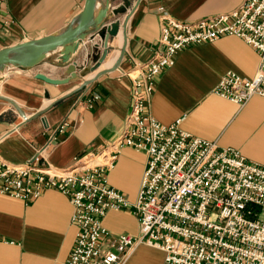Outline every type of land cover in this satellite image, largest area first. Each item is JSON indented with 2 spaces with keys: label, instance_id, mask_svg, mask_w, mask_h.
<instances>
[{
  "label": "crops",
  "instance_id": "crops-1",
  "mask_svg": "<svg viewBox=\"0 0 264 264\" xmlns=\"http://www.w3.org/2000/svg\"><path fill=\"white\" fill-rule=\"evenodd\" d=\"M84 1L6 0L0 50L69 27L80 16ZM242 1L96 0L98 10L106 3L105 24L119 19V31L108 38L107 53L97 67L99 37L93 26L71 57L77 74L67 82L49 83L35 75L60 76L65 68L59 60L61 46L46 52L32 67L0 66L4 69L0 72V158L24 164L41 151L52 168H65L84 153L102 150L120 134L131 106L132 80L140 75L126 72L135 62L147 61L156 48L162 24L159 8L174 18L193 21L230 11ZM121 47L124 51L115 69L61 97L83 79L111 67ZM258 62L256 49L232 34L189 45L156 77L148 111L163 124L181 118L184 131L219 147L234 148L246 160L264 165V97L253 95L238 104L212 92L227 71L253 77ZM94 94L97 97L89 102ZM56 98L43 113L21 122L17 107L30 115ZM145 165L143 151L121 147L107 172L109 185L134 200ZM72 209L69 198L54 188L31 201L0 193V264H66L77 231L70 222ZM102 222L112 235L139 230L137 216L127 210L111 209ZM163 257L160 249L140 244L124 264H163Z\"/></svg>",
  "mask_w": 264,
  "mask_h": 264
},
{
  "label": "built area",
  "instance_id": "built-area-1",
  "mask_svg": "<svg viewBox=\"0 0 264 264\" xmlns=\"http://www.w3.org/2000/svg\"><path fill=\"white\" fill-rule=\"evenodd\" d=\"M5 1L0 0V24ZM159 11L162 24L152 56L126 72L140 76L132 80L120 134L65 168H52L41 151L24 164L0 158V193L31 201L54 188L69 198L77 231L66 264H124L140 244L162 249L163 264H264V165L184 131L181 118L163 124L148 111L156 77L179 51L227 34L256 49L258 66L251 78L225 72L212 92L238 104L264 97V0H243L230 11L193 21ZM123 146L146 154L134 200L107 179ZM111 209L134 213L138 232L112 235L102 222Z\"/></svg>",
  "mask_w": 264,
  "mask_h": 264
},
{
  "label": "water",
  "instance_id": "water-1",
  "mask_svg": "<svg viewBox=\"0 0 264 264\" xmlns=\"http://www.w3.org/2000/svg\"><path fill=\"white\" fill-rule=\"evenodd\" d=\"M138 1L139 0H136V3H138ZM95 5H96V0H85L82 11L80 13V20L77 22L76 25H74L73 27H71L65 32L49 35V36L44 37V39H39V40H43V43H41L38 46L37 54L33 58L18 59L15 57L8 56V54L6 53L7 51L17 49L24 45H28V44L19 43L11 47L0 50V64L9 63V64H15V65L22 66V67H32L38 62H40L45 57L46 51L53 50L61 46V49L59 51V60H60V63L65 65V68L61 72L60 76L51 77L41 72H38L35 75L36 77L41 78L49 83L57 84V83L67 82L70 77H75L77 74L76 63L71 60V57L73 53L75 52V50L79 48L80 40L84 39L87 36V34L89 33V28L93 26V28L95 29L99 37V43L95 45L98 51L100 52V56L96 64V67H97L107 53L108 38L110 36H115L119 31V19H115L105 24L103 20L107 12L106 3L100 10L98 9L96 10ZM116 12L117 10L115 11V13ZM39 40H35V41H39ZM123 51H124V47H121L119 56L116 62L111 67L97 71L89 79H83L82 81L78 83V85L70 89L68 92L64 93L61 97L73 94L74 92L80 90L84 86L90 84L99 75L107 71H111L115 69L118 66V62L123 54ZM59 98L52 100L45 107L31 113L30 115H26L25 112L21 108L17 107L18 112L20 113L22 117L21 122H24L35 116L40 115L46 109L51 107Z\"/></svg>",
  "mask_w": 264,
  "mask_h": 264
},
{
  "label": "bare ground",
  "instance_id": "bare-ground-1",
  "mask_svg": "<svg viewBox=\"0 0 264 264\" xmlns=\"http://www.w3.org/2000/svg\"><path fill=\"white\" fill-rule=\"evenodd\" d=\"M97 9V8H96ZM80 20V16L78 17V19L73 23L71 24L69 27L65 28V29H62L61 31L55 33V34H58V33H61V32H65L67 31L68 29H70L71 27H73L74 25L77 24V22ZM43 43V40H39V41H35L31 44H28V45H24L22 47H19L17 49H14V50H10V51H7L6 53L8 54V56H11V57H15V58H18V59H31L33 58L36 54H37V50H38V46ZM24 47V48H23ZM51 50L49 51H46V52H50ZM45 52V53H46ZM137 196V195H136ZM136 198V197H135ZM144 245H147V244H144ZM150 246V245H148ZM153 247V246H151ZM156 248V247H155ZM159 249V248H157ZM162 252L163 250L160 249ZM164 258V257H163Z\"/></svg>",
  "mask_w": 264,
  "mask_h": 264
},
{
  "label": "rangeland",
  "instance_id": "rangeland-1",
  "mask_svg": "<svg viewBox=\"0 0 264 264\" xmlns=\"http://www.w3.org/2000/svg\"><path fill=\"white\" fill-rule=\"evenodd\" d=\"M132 2V1H131ZM130 4H132V3H130ZM39 39H44V37H41V38H39ZM39 39H34V40H29V41H24V42H21L22 44H30V43H32V42H34L35 40H39ZM19 44V43H18ZM24 48V47H23ZM1 65H9V66H11V67H17V68H19V67H22V66H18V65H15V64H9V63H7V64H0V66ZM4 69H0V72H2ZM138 219V218H137Z\"/></svg>",
  "mask_w": 264,
  "mask_h": 264
}]
</instances>
